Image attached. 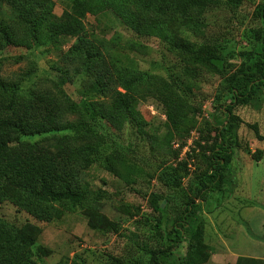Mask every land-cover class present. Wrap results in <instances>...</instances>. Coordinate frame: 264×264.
Wrapping results in <instances>:
<instances>
[{"label": "rangeland", "instance_id": "1", "mask_svg": "<svg viewBox=\"0 0 264 264\" xmlns=\"http://www.w3.org/2000/svg\"><path fill=\"white\" fill-rule=\"evenodd\" d=\"M54 1L53 12L59 16L62 6ZM237 1L222 2L206 13L160 17L159 29L144 34L109 12L87 15L86 30L104 46L102 63L113 76L123 67L143 76L141 92L131 105L138 117L136 126L127 124L120 131L103 126L113 134V145L110 142L102 153L113 155V170L102 160L78 168L79 185L90 192V201L79 205L39 202L11 185L22 169L13 164L24 149L35 142L41 145L44 136L53 133L22 137L12 145L11 158L0 161V264H148L146 250L159 246L163 235L156 230L159 214L154 207L159 204L170 220L182 212L185 199L192 196L190 181L206 167L213 131L223 121L218 105L229 100L220 77L173 48L171 40L180 37L230 48L235 57L229 62L236 67L241 60L237 53L253 48V29L260 23L251 15L257 4L264 3ZM74 42L67 38L62 49ZM58 53L50 47H7L0 51L2 75L31 68L32 81L51 78L47 70ZM63 88L74 102L80 101L75 85ZM177 97L186 104L184 127L189 131L183 136L168 125L167 107ZM234 112L242 122L237 131L240 147L229 164L236 186L232 192H209L199 202L195 222L189 220L191 229L176 252L190 264L264 260V141L257 140L249 127L255 124L264 137V100L260 110L241 106ZM93 144L78 141L73 148ZM174 177L181 178L179 187L172 184Z\"/></svg>", "mask_w": 264, "mask_h": 264}, {"label": "trees", "instance_id": "2", "mask_svg": "<svg viewBox=\"0 0 264 264\" xmlns=\"http://www.w3.org/2000/svg\"><path fill=\"white\" fill-rule=\"evenodd\" d=\"M235 1L59 0L62 13L57 16L53 12L54 0H0V51L7 47H50L59 51L47 70L51 78L36 81H32L31 68L4 77L0 60V161L11 158L12 145L20 143L22 137L53 133L44 136L41 145L35 142L24 149L13 165L25 171L21 169L11 185L24 196L43 203L79 205L90 201L89 190L79 185L77 170L99 160L113 170V155L102 154L110 146L113 134L105 132L103 126L115 131L127 124L136 126L138 117L131 105L141 92L143 76L126 72V67L113 76L111 69L103 65L104 46L85 27L88 14L109 12L144 34L147 29H159L160 17L184 16L191 11L206 13L222 2ZM251 16L260 25L253 29V48L237 53L241 60L236 67L229 62L235 57L230 48L216 43L196 44L180 37L171 40L173 48L220 77L221 90L229 100L218 105L223 121L213 131L206 167L190 181L192 196L185 199L182 212L170 220L159 204L154 207L159 214L156 230L163 235H159V246L146 250L148 264H190L176 252L191 229L190 222H195L193 214L199 210V202L205 201L209 192L223 194L236 186L229 164L234 149L240 147L237 131L242 122L234 110L241 106L260 110L264 100V3L257 4ZM67 38H74L75 42L64 51L62 45ZM66 84L76 86L81 98L78 103L64 91ZM96 95L102 99L94 100ZM185 109L182 97L167 107L168 125L181 136L189 131L184 127ZM249 127L257 140L264 141L255 124ZM86 140L94 144L73 148L76 142ZM180 183L181 178H173L174 186L179 187ZM237 264H264V260L240 259Z\"/></svg>", "mask_w": 264, "mask_h": 264}]
</instances>
